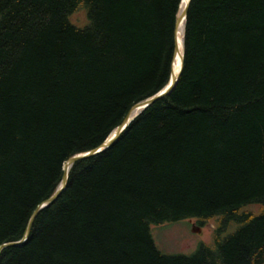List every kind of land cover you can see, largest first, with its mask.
<instances>
[{"label": "trees", "instance_id": "obj_1", "mask_svg": "<svg viewBox=\"0 0 264 264\" xmlns=\"http://www.w3.org/2000/svg\"><path fill=\"white\" fill-rule=\"evenodd\" d=\"M179 4L0 0V247L166 86ZM182 219L216 220L211 242L161 254L149 227ZM0 264H264V0H191L172 91L71 165Z\"/></svg>", "mask_w": 264, "mask_h": 264}, {"label": "rangeland", "instance_id": "obj_2", "mask_svg": "<svg viewBox=\"0 0 264 264\" xmlns=\"http://www.w3.org/2000/svg\"><path fill=\"white\" fill-rule=\"evenodd\" d=\"M70 24L78 29H84L89 24L87 11L80 7L75 13L68 16ZM257 206L247 207L245 210L255 213ZM199 229V232H195ZM216 229V220L199 223L197 219H182L176 222H165L149 227L150 234L156 249L163 255H191L201 244H209ZM235 231L230 225L223 236Z\"/></svg>", "mask_w": 264, "mask_h": 264}, {"label": "water", "instance_id": "obj_3", "mask_svg": "<svg viewBox=\"0 0 264 264\" xmlns=\"http://www.w3.org/2000/svg\"><path fill=\"white\" fill-rule=\"evenodd\" d=\"M191 0H187L184 10L182 11L181 14H177V18H176V22H175V29H174V51H173V58L174 55L176 53V51L178 50V39H177V33H178V29L180 28L181 25L182 26V39L181 42L179 41V45L181 44L182 47V52H181V64H180V68L179 71L177 73V75L173 78L172 72H170V76L168 79V82L166 84V86L160 90L158 93H156L154 96H152L151 98L144 100L143 104H136L134 106H132L130 108V110L128 111V113L126 114V116L123 118V120L121 121V123L115 128V132L112 134V132L108 135V137L104 140V142H102L98 147H96L95 149L88 151L86 153H81V154H77L71 158H69L63 165V178L62 181L60 183V185L58 186L56 192L45 202H43L42 204H40L32 213V216L30 218V221L28 223V226L26 228L25 234L22 238L21 241L16 242V243H8V244H4L0 247V251L5 248V247H10V246H18L21 245L22 243H24V241L27 238V234H28V230H29V226L33 220V218L36 216V214L43 208L47 207L48 205H50L58 196L59 194L65 189L66 186V182L68 179V171L69 168L71 167V165L79 160L88 158V157H92L95 155H98L102 152H104L105 150H107L115 141L116 139L125 131V129L130 125V123L147 107H149L151 104H153L154 102H156L157 100L167 96L172 89L174 88V86L176 85L181 71H182V63H183V35H184V23H185V19H186V13H187V9L188 6L190 4ZM182 0H180V4H181ZM179 4V5H180ZM181 15V16H180ZM173 58H172V63L171 66L173 64ZM172 69V68H171ZM140 106L141 110H139L136 114H133V108L135 106ZM195 232H199V229H195Z\"/></svg>", "mask_w": 264, "mask_h": 264}, {"label": "bare ground", "instance_id": "obj_4", "mask_svg": "<svg viewBox=\"0 0 264 264\" xmlns=\"http://www.w3.org/2000/svg\"><path fill=\"white\" fill-rule=\"evenodd\" d=\"M187 0H182L181 4L179 5V14L182 13V11L184 10L185 4H186ZM181 16V15H180ZM182 26H180V28L178 29V33H177V39H178V50L176 51L174 58H173V64L171 66V72L173 75V78L177 75L179 68H180V64H181V52H182V47L181 44L179 45V41L181 42L182 39ZM140 104H143V102H141ZM139 110H141V107L135 106L133 108V114H136ZM116 130H114L112 132V134L115 132Z\"/></svg>", "mask_w": 264, "mask_h": 264}]
</instances>
